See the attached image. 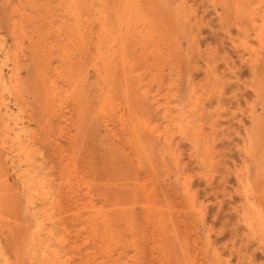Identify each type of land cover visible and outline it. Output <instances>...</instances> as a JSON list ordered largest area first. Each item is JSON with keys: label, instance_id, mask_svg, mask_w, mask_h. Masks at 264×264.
Returning a JSON list of instances; mask_svg holds the SVG:
<instances>
[{"label": "rangeland", "instance_id": "rangeland-1", "mask_svg": "<svg viewBox=\"0 0 264 264\" xmlns=\"http://www.w3.org/2000/svg\"><path fill=\"white\" fill-rule=\"evenodd\" d=\"M263 42L264 0H0V264H264Z\"/></svg>", "mask_w": 264, "mask_h": 264}, {"label": "bare ground", "instance_id": "bare-ground-1", "mask_svg": "<svg viewBox=\"0 0 264 264\" xmlns=\"http://www.w3.org/2000/svg\"><path fill=\"white\" fill-rule=\"evenodd\" d=\"M259 42V41H258ZM264 43V42H263ZM262 48V47H261ZM230 63V62H229ZM233 71V70H232ZM255 89V88H254ZM256 123V122H255ZM256 138V137H255ZM260 145V144H259ZM245 152V151H244ZM262 154V153H261ZM261 156V155H260ZM261 165V164H260ZM248 179V178H247ZM255 180V179H254ZM248 181V180H247ZM250 181V180H249ZM244 184V183H243ZM244 188V187H243ZM255 196V195H254ZM245 197V196H244ZM246 198H247V195H246ZM253 198V197H252ZM249 203V202H248ZM251 204V203H250ZM263 207V206H262ZM151 209V208H150ZM253 210V209H252ZM152 213V212H151ZM152 214H154V213H152ZM153 216V215H152ZM106 218H108V217H106ZM104 219V218H103ZM105 220V219H104ZM110 221V220H109ZM108 221V222H109ZM257 221V220H256ZM260 221V220H259ZM107 222V223H108ZM105 223V222H104ZM150 223V222H149ZM112 224V223H111ZM108 225V224H107ZM259 225V224H258ZM169 226V225H168ZM110 228V227H109ZM264 228V227H263ZM262 230H264V229H262Z\"/></svg>", "mask_w": 264, "mask_h": 264}]
</instances>
